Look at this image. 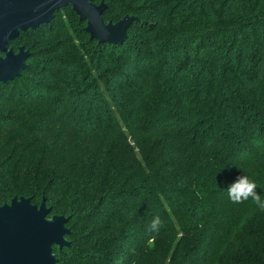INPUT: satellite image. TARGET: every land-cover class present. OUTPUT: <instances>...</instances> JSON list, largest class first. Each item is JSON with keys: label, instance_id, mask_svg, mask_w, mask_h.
<instances>
[{"label": "trees", "instance_id": "16d2710c", "mask_svg": "<svg viewBox=\"0 0 264 264\" xmlns=\"http://www.w3.org/2000/svg\"><path fill=\"white\" fill-rule=\"evenodd\" d=\"M92 1L137 18L122 44L71 6L9 42L30 55L0 83V205L68 219L57 264H264V211L226 189L264 199V0Z\"/></svg>", "mask_w": 264, "mask_h": 264}, {"label": "water", "instance_id": "95a60500", "mask_svg": "<svg viewBox=\"0 0 264 264\" xmlns=\"http://www.w3.org/2000/svg\"><path fill=\"white\" fill-rule=\"evenodd\" d=\"M71 6L90 39L120 45L127 29L137 18L125 15L116 22H104L106 4L92 0H0V83L19 77L27 68L29 50L9 46L20 32L49 23L54 13ZM44 201L39 205L30 198L14 196L0 205V264H57L55 247L70 245L67 218L48 216Z\"/></svg>", "mask_w": 264, "mask_h": 264}, {"label": "clouds", "instance_id": "9594fccd", "mask_svg": "<svg viewBox=\"0 0 264 264\" xmlns=\"http://www.w3.org/2000/svg\"><path fill=\"white\" fill-rule=\"evenodd\" d=\"M257 183L247 175H238L232 182L227 186V197L235 204H240L249 199L255 204L258 210L264 211V199L257 192ZM163 227V221L159 216L153 217L149 225L148 231L154 234H159ZM155 239L153 236L149 243H152Z\"/></svg>", "mask_w": 264, "mask_h": 264}]
</instances>
